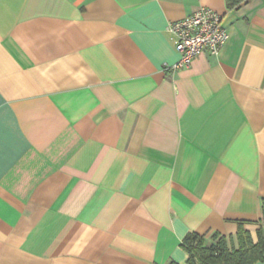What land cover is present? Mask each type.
<instances>
[{
    "label": "crops",
    "instance_id": "1",
    "mask_svg": "<svg viewBox=\"0 0 264 264\" xmlns=\"http://www.w3.org/2000/svg\"><path fill=\"white\" fill-rule=\"evenodd\" d=\"M202 7L229 40L172 71ZM262 200L264 0H0V264H185Z\"/></svg>",
    "mask_w": 264,
    "mask_h": 264
},
{
    "label": "trees",
    "instance_id": "2",
    "mask_svg": "<svg viewBox=\"0 0 264 264\" xmlns=\"http://www.w3.org/2000/svg\"><path fill=\"white\" fill-rule=\"evenodd\" d=\"M249 0H225L229 10L238 9ZM181 248L187 254L185 264H255L264 260V200L261 218L253 237L245 224L238 223L234 236L225 237L219 233L209 236L187 234ZM168 264H177L170 261Z\"/></svg>",
    "mask_w": 264,
    "mask_h": 264
},
{
    "label": "built area",
    "instance_id": "3",
    "mask_svg": "<svg viewBox=\"0 0 264 264\" xmlns=\"http://www.w3.org/2000/svg\"><path fill=\"white\" fill-rule=\"evenodd\" d=\"M167 31L179 55L177 63L169 68L172 71L188 67L201 55L217 54L229 40L222 16L205 7L183 20L169 24Z\"/></svg>",
    "mask_w": 264,
    "mask_h": 264
}]
</instances>
